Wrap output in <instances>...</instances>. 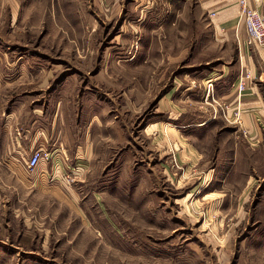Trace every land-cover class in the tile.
I'll return each mask as SVG.
<instances>
[{
    "label": "rangeland",
    "instance_id": "374dc122",
    "mask_svg": "<svg viewBox=\"0 0 264 264\" xmlns=\"http://www.w3.org/2000/svg\"><path fill=\"white\" fill-rule=\"evenodd\" d=\"M201 1L0 0L3 124L30 143L44 109L69 147L59 170L28 169L32 151L0 168V264H264V142L245 157L242 124L198 77L222 50ZM188 87L221 124L179 127L168 108Z\"/></svg>",
    "mask_w": 264,
    "mask_h": 264
},
{
    "label": "crops",
    "instance_id": "0c3cea01",
    "mask_svg": "<svg viewBox=\"0 0 264 264\" xmlns=\"http://www.w3.org/2000/svg\"><path fill=\"white\" fill-rule=\"evenodd\" d=\"M201 5L209 11L210 17L213 18L214 31L211 37V44L222 47V50L221 52L216 51L218 54L212 60L208 61V63L216 61V65H208V69L206 68V71L203 70L198 77H202L201 79L206 90L207 84H212L215 99L221 104H228L230 111L234 112L238 110V107L241 110L242 125L241 127L231 129V133L238 137L244 133L248 137L247 141L250 145H247V143L242 148L243 152H246L245 157H248L252 150L260 148L262 142H264V48L256 46L250 47L247 45L246 27L241 17L237 0H202ZM252 5L264 14V0H252ZM212 13L215 14L211 15ZM245 75H249L247 86L245 90L239 93L237 84L240 78ZM114 87L120 88L118 85ZM205 95L206 93H202L201 90L195 87H188L187 91H183L179 97V101L185 103L186 106L181 103L179 106L176 104V108H168V112L173 114V118L180 121L177 123L180 128L186 129L187 131L189 128L199 129V127L208 124L210 128H215L221 124L220 119H213L211 115L212 111L209 113V109H204L196 105L194 107L187 106V103L191 104L194 101H201ZM0 100L2 99L0 98ZM5 109L6 106L0 107V151L3 150L4 155L3 159H0V168L8 170H12V168L17 169L19 166V168H22L21 159L18 161L20 163H18L19 166H17L16 158H12L13 152L28 153V151L43 148L44 151L52 154L60 153L63 150L67 151L68 154L69 147L67 146L65 148L64 142L63 144H58L56 138H53L54 132L51 129H47L45 125L43 126L44 119L40 118H43L44 109H42L43 114L41 116L37 114L39 116L35 120V128L37 130L32 135L30 143L28 141L25 143L21 135L13 137L10 130L11 127H6V124H3L2 110ZM99 127L100 125L96 124V129ZM17 129L20 128L18 127ZM18 131L21 134L24 133L23 130ZM27 132L26 134L24 133V138L30 136L29 132H31V129ZM120 134L121 137L119 136V138H122L123 133L120 132ZM171 134L167 130L166 137L169 143L172 142L171 139L173 138ZM87 138H89V135L85 137V139ZM170 145L174 150L184 153L185 158L183 159H190L196 163L195 165H198L204 156L201 154L199 146H196V143H192L189 140H185L183 146L177 141ZM97 146L98 143H95L88 149L93 150V152H98ZM233 150L236 151L239 148L237 149L235 146ZM22 158L24 161L23 165L25 164L26 166L25 162L28 156L25 155L24 157L23 154ZM57 164V159H53L42 163L38 169L50 171V168H55ZM61 166H64V164L61 163ZM178 166L179 169H182L179 163ZM74 168L83 169L84 166L77 162ZM208 176L210 180V175L208 174L206 180H208ZM6 179L3 177L5 184L8 183ZM15 180V183L24 182L23 176H16Z\"/></svg>",
    "mask_w": 264,
    "mask_h": 264
},
{
    "label": "built area",
    "instance_id": "2783aa9c",
    "mask_svg": "<svg viewBox=\"0 0 264 264\" xmlns=\"http://www.w3.org/2000/svg\"><path fill=\"white\" fill-rule=\"evenodd\" d=\"M237 3L240 7V14L246 27L247 45H249L250 47L256 46L264 48V14L258 8L252 5V0H237ZM213 14L215 13H212L211 15ZM248 78L249 75H245L240 78L237 84L239 93L245 90ZM233 122L240 125L242 124L241 110L239 109V107L238 110L234 111ZM58 156V152L56 154H52L44 151L43 148L35 149L31 152L28 159L26 160V167L31 171H34L39 168L43 161L46 162L57 159L58 164L55 165V168L59 170V168L61 167V162Z\"/></svg>",
    "mask_w": 264,
    "mask_h": 264
}]
</instances>
